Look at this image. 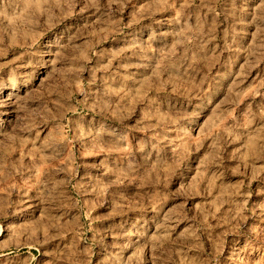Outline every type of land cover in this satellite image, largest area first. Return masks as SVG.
I'll return each mask as SVG.
<instances>
[{
	"label": "rangeland",
	"instance_id": "obj_1",
	"mask_svg": "<svg viewBox=\"0 0 264 264\" xmlns=\"http://www.w3.org/2000/svg\"><path fill=\"white\" fill-rule=\"evenodd\" d=\"M0 264H264V0H0Z\"/></svg>",
	"mask_w": 264,
	"mask_h": 264
},
{
	"label": "bare ground",
	"instance_id": "obj_2",
	"mask_svg": "<svg viewBox=\"0 0 264 264\" xmlns=\"http://www.w3.org/2000/svg\"><path fill=\"white\" fill-rule=\"evenodd\" d=\"M1 230H2V228L0 227V232H1ZM0 235H1V233H0Z\"/></svg>",
	"mask_w": 264,
	"mask_h": 264
}]
</instances>
